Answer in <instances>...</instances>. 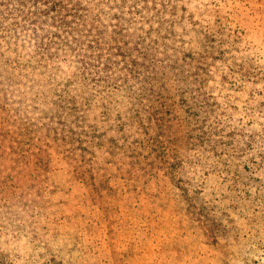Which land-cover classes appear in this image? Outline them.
<instances>
[{
  "label": "rangeland",
  "instance_id": "rangeland-1",
  "mask_svg": "<svg viewBox=\"0 0 264 264\" xmlns=\"http://www.w3.org/2000/svg\"><path fill=\"white\" fill-rule=\"evenodd\" d=\"M0 264H264V0H0Z\"/></svg>",
  "mask_w": 264,
  "mask_h": 264
},
{
  "label": "trees",
  "instance_id": "trees-1",
  "mask_svg": "<svg viewBox=\"0 0 264 264\" xmlns=\"http://www.w3.org/2000/svg\"><path fill=\"white\" fill-rule=\"evenodd\" d=\"M134 9H135V7H136V3L134 4V6H132ZM130 8V7H129Z\"/></svg>",
  "mask_w": 264,
  "mask_h": 264
}]
</instances>
